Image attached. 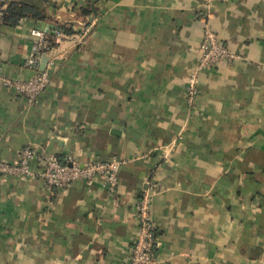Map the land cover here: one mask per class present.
Segmentation results:
<instances>
[{
	"label": "crops",
	"instance_id": "obj_1",
	"mask_svg": "<svg viewBox=\"0 0 264 264\" xmlns=\"http://www.w3.org/2000/svg\"><path fill=\"white\" fill-rule=\"evenodd\" d=\"M11 1L47 17L0 26L13 78L34 74L25 64L34 24L93 26L82 43L73 34L55 44L36 102L0 85V159L33 144L63 160L122 164L113 192L99 177L50 190L38 174H0V264H123L149 181L156 264H264V0H212L215 30L242 57L200 72L188 123L208 0Z\"/></svg>",
	"mask_w": 264,
	"mask_h": 264
},
{
	"label": "built area",
	"instance_id": "obj_2",
	"mask_svg": "<svg viewBox=\"0 0 264 264\" xmlns=\"http://www.w3.org/2000/svg\"><path fill=\"white\" fill-rule=\"evenodd\" d=\"M11 0H0V26L3 23L4 7ZM212 0L207 1L203 12L204 35L200 44L201 57L197 71L204 67L222 64L237 55L230 51L219 39L215 30L211 11ZM76 20L73 26L75 31L68 33L63 27H55L52 30L41 27L38 24L31 26V47L25 58V64L34 70V74L27 79H17L5 72L0 62V85L16 90L23 94L29 102H36L40 94L50 82V68L54 58V46L69 37H74L78 43L85 40L92 29L93 23L86 20ZM74 20V21H75ZM75 34V35H73ZM199 79L195 77L193 83H189L185 92L188 103L186 122L192 116ZM183 133L179 131L171 143L173 145L182 138ZM166 145L164 157L168 158L169 150ZM39 163L42 167L37 172L33 163ZM122 161L119 159L96 160L82 162L76 159L63 160L56 153L48 152L46 148L38 145H26L20 150L17 161L0 159V174L3 175H39L45 181L48 189L67 188L76 181H84L92 187L96 178H101L109 191H115L119 183L120 167ZM158 192V185L149 181L143 194L134 205V212L139 222L136 239L131 247L127 259L123 264H156L155 249L160 241L156 234L157 225L153 217V201Z\"/></svg>",
	"mask_w": 264,
	"mask_h": 264
},
{
	"label": "trees",
	"instance_id": "obj_3",
	"mask_svg": "<svg viewBox=\"0 0 264 264\" xmlns=\"http://www.w3.org/2000/svg\"><path fill=\"white\" fill-rule=\"evenodd\" d=\"M81 13H86V10H83ZM23 17H32L39 20V22L47 18L44 10L39 6L27 2L10 1L4 7L3 23L16 25ZM58 26L63 27L68 33L74 31L70 23L57 24V27Z\"/></svg>",
	"mask_w": 264,
	"mask_h": 264
},
{
	"label": "rangeland",
	"instance_id": "obj_4",
	"mask_svg": "<svg viewBox=\"0 0 264 264\" xmlns=\"http://www.w3.org/2000/svg\"><path fill=\"white\" fill-rule=\"evenodd\" d=\"M208 1H210V0H208ZM205 5H206V4H205ZM211 11H212V7H211ZM201 19H202L203 24L205 25V21H204V19H203V14H201ZM203 35H204V34H203ZM217 35H218V33H217ZM218 36H219V35H218ZM219 39H220V37H219ZM220 40H221V39H220ZM225 45H226V44H225ZM226 46H227V45H226ZM227 48L230 49L228 46H227ZM230 51L234 52L237 56L234 57V58L231 59V60H227L226 62H231V61H233V60H235V59H237V58L242 57V55H241L240 53H238V52H236V51H234V50H232V49H230ZM200 57H201V56H200ZM199 62H200V61H199ZM224 63H225V62H224ZM222 64H223V62H222ZM198 65H199V63H198ZM198 65L194 66L193 69L191 70V72H190V74H189V78H188V84H189V83H193L194 80H195V77H196L197 79H199L200 72H201L203 69L211 68V67H214V66H220L221 63L218 64V65H212V66H209V67H204V68L200 69L199 72L197 71V68L199 67ZM187 86H188V85H187ZM186 89H187V87H186ZM197 90H198V91H197V94H198V92H199V82H198ZM185 92H186V90H185ZM186 123H188V122H186ZM186 126H187V125H186ZM180 131L183 132V129H180Z\"/></svg>",
	"mask_w": 264,
	"mask_h": 264
},
{
	"label": "water",
	"instance_id": "obj_5",
	"mask_svg": "<svg viewBox=\"0 0 264 264\" xmlns=\"http://www.w3.org/2000/svg\"><path fill=\"white\" fill-rule=\"evenodd\" d=\"M43 28H45V27H43ZM46 29H48V28H46Z\"/></svg>",
	"mask_w": 264,
	"mask_h": 264
}]
</instances>
